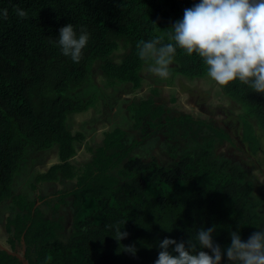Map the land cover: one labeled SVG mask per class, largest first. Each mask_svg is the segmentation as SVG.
<instances>
[{"label": "trees", "instance_id": "trees-1", "mask_svg": "<svg viewBox=\"0 0 264 264\" xmlns=\"http://www.w3.org/2000/svg\"><path fill=\"white\" fill-rule=\"evenodd\" d=\"M199 2L0 0V203L10 201L14 212L6 222L12 250L0 249V264H155L163 239L187 248L199 229L213 225V241L224 252L221 264H229L225 250L231 232L246 242L264 231L254 182L238 160L219 152L234 142L230 128L160 103L158 88L128 104L139 137L128 141L125 128H108L99 143H87L89 158L80 166L73 163L86 136L71 130L69 117L95 106L82 95L92 85L93 70L98 68L109 86L138 89L148 65L138 56V42H173L171 27ZM17 8L27 16L20 18ZM70 23L77 37L81 30L89 35L78 63L58 44L60 28ZM170 73V81L197 79L206 75V65L177 48ZM224 90L245 109L238 116L241 142L257 154L264 148V94L239 81ZM160 137L169 142L170 161L136 154L148 139ZM53 149L58 161L35 174L36 183H73L49 196L47 204L54 206L48 216L13 188L29 157ZM63 204L71 210L68 221L57 209ZM117 228L127 236L117 240Z\"/></svg>", "mask_w": 264, "mask_h": 264}, {"label": "clouds", "instance_id": "clouds-1", "mask_svg": "<svg viewBox=\"0 0 264 264\" xmlns=\"http://www.w3.org/2000/svg\"><path fill=\"white\" fill-rule=\"evenodd\" d=\"M15 11L20 18L27 16L22 9ZM2 15L7 18V9ZM171 29L173 42L162 44L159 38L138 42V56L148 64L149 72L168 80L179 48L188 56L195 53L202 58L207 77L218 87L239 81L264 94V0H200L185 9L183 19ZM88 40L84 30L77 37L71 23L59 30L62 54L73 62L80 61ZM215 231V225L199 229L196 241L190 239L187 248L184 242L163 239L155 264H221L224 252L213 241ZM116 232L117 240L127 236L119 228ZM230 237L231 244L225 250L229 264H264V231L254 232L246 242L238 232H231ZM170 245H175L171 252ZM198 247L210 250L211 255L197 251ZM125 250L133 254L136 251L134 247Z\"/></svg>", "mask_w": 264, "mask_h": 264}, {"label": "rangeland", "instance_id": "rangeland-1", "mask_svg": "<svg viewBox=\"0 0 264 264\" xmlns=\"http://www.w3.org/2000/svg\"><path fill=\"white\" fill-rule=\"evenodd\" d=\"M119 52L121 51H118V55ZM116 57L117 60L120 59L119 56ZM172 66L173 64L170 65V68ZM141 74L142 84L138 89H135L130 84L123 83H117L113 87L109 86L107 79L102 77L98 68L93 70L92 85L87 84V88L83 90L82 95L84 98H91L95 106L86 112L72 114L69 117L71 130L74 133L76 130H82L86 136L85 140L78 144V152L73 158V163L76 166L84 163L90 155L87 143H99L102 140L103 132L108 128L116 126L125 128L128 131L126 136L128 141L139 137L140 133L132 128L129 122L128 104L132 101H140L143 96H147L154 88H158L160 92L158 101L160 103L168 104L177 112L192 113L202 118H214L226 128H230L234 142L223 145L219 148V152L231 155L242 164L248 177L254 182L256 193L263 204L262 207H264V148H261L257 154H253L248 146L241 142L242 129L238 127L240 125V117L238 116L243 114L245 109L232 101L224 92V88L218 87L207 77V74L197 79L161 80L148 71V65L142 69ZM94 96L96 97L94 98ZM156 140L154 138L148 139L146 143L135 149L136 154L144 159H149L154 155L162 162L170 161L171 157L166 149V144L169 142L162 137L159 141ZM35 155L36 158L32 157L30 159L29 157L28 162L22 166L23 168L16 175L13 192L27 195L30 200L37 202L45 213L50 216L54 204L53 202L47 204L49 196L59 189L67 190L73 182L36 183L35 174L46 170L51 164L56 163L58 158L54 149ZM34 184H36V187H34ZM11 207L10 201L0 203V249H8L9 251L12 248L6 222L7 218L14 214ZM57 209H60V215H63L68 221L71 215L69 206L58 205ZM18 252L21 256L22 249L19 248Z\"/></svg>", "mask_w": 264, "mask_h": 264}]
</instances>
